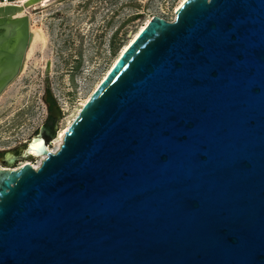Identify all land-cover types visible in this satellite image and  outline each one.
I'll list each match as a JSON object with an SVG mask.
<instances>
[{
    "label": "water",
    "instance_id": "obj_1",
    "mask_svg": "<svg viewBox=\"0 0 264 264\" xmlns=\"http://www.w3.org/2000/svg\"><path fill=\"white\" fill-rule=\"evenodd\" d=\"M18 8L0 98L29 44ZM45 155L0 171V264H264V0L152 18Z\"/></svg>",
    "mask_w": 264,
    "mask_h": 264
},
{
    "label": "rangeland",
    "instance_id": "obj_2",
    "mask_svg": "<svg viewBox=\"0 0 264 264\" xmlns=\"http://www.w3.org/2000/svg\"><path fill=\"white\" fill-rule=\"evenodd\" d=\"M183 1L41 0L27 7L24 15L41 37L0 98V150L23 153L39 134L47 120L46 89L61 112L57 132L66 129L139 31L154 17L173 21ZM17 164L37 168L41 160L28 156Z\"/></svg>",
    "mask_w": 264,
    "mask_h": 264
},
{
    "label": "bare ground",
    "instance_id": "obj_3",
    "mask_svg": "<svg viewBox=\"0 0 264 264\" xmlns=\"http://www.w3.org/2000/svg\"><path fill=\"white\" fill-rule=\"evenodd\" d=\"M38 1H41V0H20V4L18 5V3L17 4H15L16 5V7H19L16 11H14V12H12V13H8L7 15H12V17L13 18H21V17H26L27 19H28V22H29V44H28V48H27V51H26V55H25V57H24V61H23V65H22V69H21V72L24 70V68H25V66H26V60L28 59V57H29V50L31 49V47H32V43L34 42V40H35V38L36 37H41V36H36V34H35V30H34V26H33V21H31V16L30 15H28V14H26V15H24V13H25V11H26V9H27V7H29V6H31V5H33L34 3H37ZM185 1V0H184ZM183 1V2H184ZM182 2V3H183ZM7 6H14V5H12V4H9V5H6L5 7H7ZM147 25V24H146ZM146 27V26H145ZM145 27H143L140 31H139V33L145 28ZM138 35V34H137ZM137 35L133 38V40L130 42V44L129 45H127L122 51H121V53H120V55H119V57L126 51V49L131 45V43L134 41V39L137 37ZM43 41V40H42ZM116 63V62H115ZM113 67V66H112ZM21 72H20V74H21ZM20 76V75H19ZM106 76V75H105ZM105 78V77H104ZM18 79V78H17ZM16 79V80H17ZM98 87V86H97ZM96 87V88H97ZM84 106V105H83ZM80 111V110H79ZM79 111L77 112V113H79ZM75 119V118H74ZM74 119H73V121H74ZM71 123L72 122H70L69 124H68V126L66 127V129H64V130H58L59 132H57V136H56V138H55V140L50 144V145H54V146H56L58 143H59V145H58V147L61 145V143H62V141H60L59 142V140H62L63 139V135L65 134V132L67 131V129H68V127L71 125ZM28 145H27V147L25 148L26 149V151L24 152V156L25 157H28V156H31V157H34L35 159H40L41 160V162H42V160L43 159H45V153H54L55 151H48V145H46L45 143H44V140L43 139H41V137H39V138H36V137H34V138H31L28 142ZM45 151V152H44ZM24 165H26V164H24ZM23 164L22 165H20V166H18V168H21V167H23L24 166ZM38 168V167H37ZM37 168H34V167H32V169H37ZM5 170H7V171H11L10 169H7V168H4ZM17 169V168H16Z\"/></svg>",
    "mask_w": 264,
    "mask_h": 264
},
{
    "label": "flooded vegetation",
    "instance_id": "obj_4",
    "mask_svg": "<svg viewBox=\"0 0 264 264\" xmlns=\"http://www.w3.org/2000/svg\"><path fill=\"white\" fill-rule=\"evenodd\" d=\"M44 101L47 105L46 106L47 120L45 122L44 127L55 128L56 122L60 119L61 112H60V109H59L56 101L53 99V97H51L48 89H46V91H45ZM7 152L12 154V156L14 158V163H13L14 166L10 170L15 171V170L19 169L18 166L20 164H17V163H19L21 160H19L18 158L23 156L25 151H23V153L22 152L20 153L18 151H10L9 152V151L0 150V171H5V169H4L5 167L3 164L5 162V154Z\"/></svg>",
    "mask_w": 264,
    "mask_h": 264
},
{
    "label": "built area",
    "instance_id": "obj_5",
    "mask_svg": "<svg viewBox=\"0 0 264 264\" xmlns=\"http://www.w3.org/2000/svg\"><path fill=\"white\" fill-rule=\"evenodd\" d=\"M9 4L15 5L17 4V2L13 0H0V8L5 7L6 5H9Z\"/></svg>",
    "mask_w": 264,
    "mask_h": 264
}]
</instances>
